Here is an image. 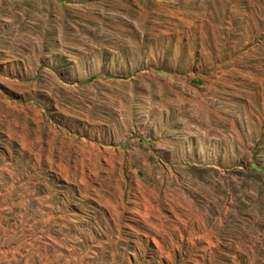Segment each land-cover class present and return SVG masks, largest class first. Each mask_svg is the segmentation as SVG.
Masks as SVG:
<instances>
[{
  "label": "rangeland",
  "instance_id": "rangeland-1",
  "mask_svg": "<svg viewBox=\"0 0 264 264\" xmlns=\"http://www.w3.org/2000/svg\"><path fill=\"white\" fill-rule=\"evenodd\" d=\"M0 264H264V0H0Z\"/></svg>",
  "mask_w": 264,
  "mask_h": 264
}]
</instances>
